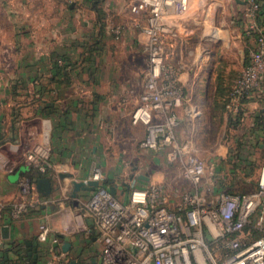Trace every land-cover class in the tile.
<instances>
[{
	"label": "built area",
	"instance_id": "obj_1",
	"mask_svg": "<svg viewBox=\"0 0 264 264\" xmlns=\"http://www.w3.org/2000/svg\"><path fill=\"white\" fill-rule=\"evenodd\" d=\"M246 3V31L253 42L228 92L225 107L233 116L245 102L261 98L264 92V27L256 22L260 3ZM124 5L129 15L127 24L140 30L145 56L141 91L130 121L145 126L142 148L167 151L174 158L185 156L180 175L187 186L180 185L172 192L166 182L147 181L144 187L130 188L127 201H121L106 185H100L81 202L70 197L77 201L67 209L73 224L86 230L89 220L96 227L97 264H264V163L254 189L231 193L221 187L206 188L201 184L206 163L193 152L191 142L178 139V110L183 109L188 118L198 117L201 101L195 99L206 94L201 95L200 90V82L207 79L201 63L203 51L190 62L185 59L186 53H192L186 48L195 25L190 15L192 0H127ZM139 20H143L141 24ZM108 30L118 38L123 27L110 25ZM186 81L190 85L185 90ZM35 95L33 91L30 94ZM51 160L47 133H30L18 142L0 145L1 168L26 166L41 177L56 180L60 189L62 172ZM89 178L105 179L99 168ZM36 181L20 179L24 196L12 205L0 206L12 221L46 203L40 199ZM251 226L263 234L251 239L246 230ZM48 234L49 227L40 224L38 239L45 241ZM53 241L58 242L57 238ZM70 257L64 252L54 253L47 264H57L59 259L68 262Z\"/></svg>",
	"mask_w": 264,
	"mask_h": 264
},
{
	"label": "crops",
	"instance_id": "obj_2",
	"mask_svg": "<svg viewBox=\"0 0 264 264\" xmlns=\"http://www.w3.org/2000/svg\"><path fill=\"white\" fill-rule=\"evenodd\" d=\"M47 1L51 0H0V145L13 144L30 133L36 136L47 133L52 147V166L62 173H71L76 180H85L102 162L101 155L110 139L106 129L119 119H128L138 104L141 86L138 92H133L119 82L117 71L111 63L104 62L105 45L100 39L102 29L108 33L112 24L105 22L104 25L107 12L121 14L127 10L125 1L120 0H102L97 5L99 9L94 7L95 0H79L80 10L76 11L50 10ZM237 3L245 12L246 0H237ZM244 23L246 28L249 21ZM259 25L264 27V20ZM96 26L98 32L93 31ZM6 29L11 32L8 39L3 37ZM98 37V49L93 54H83L81 44ZM6 48L10 49L11 65L5 64ZM58 59L62 62L58 63ZM64 64L68 83L63 82L64 76L58 75L57 67ZM32 91L36 94L33 97ZM260 114L264 115V92L261 98L248 101L243 109L244 118L249 122ZM180 119L182 122L181 116ZM32 121H37L38 126L30 125ZM132 125L145 131L142 124ZM241 135L246 137V143L256 144L264 139V131L255 133L248 128L241 130ZM99 169L104 178L115 180L113 176L117 172L112 166L100 165ZM22 178L34 179L26 166L10 170L0 167V206L12 205L24 196L19 184ZM53 182L50 195H39L46 203L30 209L20 220L12 221L5 209L0 210V229L4 225L10 227L8 239L2 237L0 230V264H47L54 253L62 252L64 241L71 244L67 253L70 260L79 261L84 253L93 251L88 247L89 238L99 249L97 229L91 221H87V228L82 231L85 240L79 236L78 246H74V239L72 243L76 233L65 231L74 224L71 221L62 224L65 230H60L57 221L63 207L74 206L90 192H79L74 198L77 201L73 197L67 199L66 194L71 197L70 179H63L60 189L55 186L56 180ZM121 182L127 181H117V184ZM123 194L118 190L116 196ZM38 224L49 227L45 241L38 239ZM53 238L58 240L56 245ZM41 243L42 249L37 247ZM98 258L99 254L96 259L91 256L88 264H97ZM68 262L59 259L57 264Z\"/></svg>",
	"mask_w": 264,
	"mask_h": 264
},
{
	"label": "rangeland",
	"instance_id": "obj_3",
	"mask_svg": "<svg viewBox=\"0 0 264 264\" xmlns=\"http://www.w3.org/2000/svg\"><path fill=\"white\" fill-rule=\"evenodd\" d=\"M79 2V0H51L47 1V4L50 5V10L76 11L80 10L77 6ZM191 12L190 15L194 18L195 25L193 34L186 42V48L192 53H186L185 59L190 62L203 51L201 63L203 62L202 67L207 71V79H202L200 82L202 86L200 90L201 95L205 91L206 94L200 99H195L201 101L200 103L198 101L200 111L198 117L188 118L184 110L180 109L182 113L179 114L182 122L177 131L178 139L182 143L191 142L193 152L206 163V171L201 180L202 186L215 190L224 183L228 185L226 188L228 191L231 189V192L235 193L246 192L256 187L258 172L264 163V154L256 150L249 159L243 160V162L238 161V167L231 171L232 162L236 160L229 153L231 144L228 143V139L230 137L233 139L236 135L240 138L241 130H245L250 122L244 121V129L240 127L241 129L230 130V119L235 116L227 111L225 104L228 92L241 72L253 42L245 28L244 22L247 23V18L244 11L240 10L237 0H192ZM119 14L108 11L107 16L103 18L104 25L105 22H108L123 27L118 38L112 36L110 32H105L104 28L102 29L100 39L106 46H104V62L106 65L111 63L110 65L117 71L118 80L122 81V85L125 84L133 92H138L145 67V56L141 46L142 37L139 28L127 24L129 15L126 12ZM139 21L141 24L143 20ZM3 22L5 25L7 24L5 20ZM93 31L98 32V27L93 28ZM10 35V30L3 31L5 39H8ZM6 49L8 52L5 56V64L11 65L10 49ZM189 85L190 82L186 81L185 90ZM128 107L131 109V105ZM127 111L131 110L127 109ZM131 113H128V119H119L106 129L110 139H108L106 147L104 145L106 149L101 155L100 165H109L115 169L117 174L113 177L116 182H130L132 177L142 174L148 175L149 181L166 182L172 188V192H174L173 188L177 189L180 185L187 186L186 181H183L180 175L185 156L178 155L174 158L167 151L142 148L140 143L145 137V131L132 125L129 121ZM29 124L38 126L37 121H32ZM226 149L227 152H225ZM104 180L106 181L105 185L109 186L107 184L109 179L105 178ZM146 183L148 182L138 180L135 187H144ZM167 192H171V189H167ZM128 196L129 192L126 190L122 196L117 198L127 201ZM67 209L68 207H63L58 213L57 221L60 226L70 221L73 223ZM60 230L65 229L61 226ZM65 231L76 233L73 235L74 237L72 236L74 246H78L80 237L85 240L82 234L83 230L75 224L71 229ZM89 241L88 247H91L90 249L93 251L88 255L84 253L80 257L79 261L82 264H88L91 256L96 259L99 254L97 244H94L95 242L91 241V238ZM81 245L79 244V246ZM37 247L42 249L43 243L38 244Z\"/></svg>",
	"mask_w": 264,
	"mask_h": 264
},
{
	"label": "trees",
	"instance_id": "obj_4",
	"mask_svg": "<svg viewBox=\"0 0 264 264\" xmlns=\"http://www.w3.org/2000/svg\"><path fill=\"white\" fill-rule=\"evenodd\" d=\"M101 1L102 0H95L94 1L95 9H99V7L97 5H99L101 3ZM257 1L260 3V8H259V11H258V14H257V17H256V22L261 24V21L264 20V0H257ZM250 34H252V32H250ZM98 39H99V37L96 40H94V41L91 40V41L83 42L81 44L83 46V49H84L83 50V54H86V53L93 54L98 49L97 48V44L99 43ZM248 53H249V51H248ZM245 63H246V61H245ZM66 68H67V65H65V64L64 65H60V66L57 67L58 75L64 76L65 80H63V82L68 83L69 79H68V74L65 71ZM37 85H39V84H37ZM39 93H40L39 97H41L42 93H43L42 89H40L38 91V94ZM246 103L247 102H245L242 105V108L239 110L238 114L235 117H232L230 119V123H229L230 130L241 129L240 127L243 128V123L245 121V118H244V115H243V109H244V106H245ZM242 117L244 118V120H243ZM247 128L249 130H251L252 132H255V133L264 131V115L263 114L254 115L253 118H252V121H250V124H249V126H247ZM228 140H229L228 143L231 144V146H230L231 150H229V153L236 160V161L232 162L231 171H234V169L238 167V163L240 161L243 162V160L249 159V157L251 155H253L256 150H259V151H261L264 154V139L259 140V142H256V144L246 143L245 142L246 141V137L245 136H241L239 138V136L236 135L235 138L231 139V137H230V139H228ZM251 149H252V151H251ZM30 171H31L32 177H34V179H38V178L41 177V174H39L37 171H35L33 169H31ZM231 186H232V184H231ZM221 188L227 190L226 188H228V185H225L223 183L221 185ZM231 191L232 190L229 189V192H231ZM231 193H235V192H231ZM246 230L250 231V234H251L250 238L251 239L258 238V237H260L263 234V232L258 230L256 227H252V226L246 228Z\"/></svg>",
	"mask_w": 264,
	"mask_h": 264
},
{
	"label": "water",
	"instance_id": "obj_5",
	"mask_svg": "<svg viewBox=\"0 0 264 264\" xmlns=\"http://www.w3.org/2000/svg\"><path fill=\"white\" fill-rule=\"evenodd\" d=\"M61 181L63 179H70V183L69 185L71 186V190H70V195L71 197L75 198L78 197L79 192H92L94 191L96 188H98L100 185H105V180L103 182L97 181V180H93L91 178H87L85 180H76L73 178V175L71 173H60L59 174ZM138 180H142V181H149L150 177L148 175H136L135 177H132L130 182H121L120 184H117V182H115V180L110 179L107 180V184H109V186H104L112 195H116L117 191L120 190L121 193H124L126 190L128 191L130 188L134 187L136 182ZM36 187L38 192L41 195L44 196H48L51 194L53 187H52V182L50 180V178L48 177H40L37 179L36 181ZM57 189H59V187H56ZM76 204V203H75ZM1 233H2V237L4 239H8L10 236V227L8 225H4L1 227ZM57 243H55L56 245ZM36 245V242H35ZM70 242L68 241H64L61 245V250L64 253H68L69 249H70ZM7 258V254H5V259ZM34 258H36V255H34ZM68 264H82L81 262L75 260V259H71Z\"/></svg>",
	"mask_w": 264,
	"mask_h": 264
}]
</instances>
